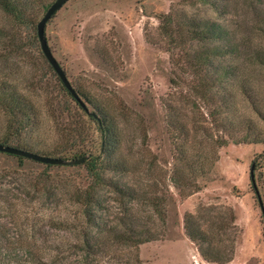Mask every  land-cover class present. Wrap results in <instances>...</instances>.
<instances>
[{
  "label": "rangeland",
  "instance_id": "374dc122",
  "mask_svg": "<svg viewBox=\"0 0 264 264\" xmlns=\"http://www.w3.org/2000/svg\"><path fill=\"white\" fill-rule=\"evenodd\" d=\"M54 1L29 0L22 18L0 7V142L87 159L0 151V264H217L189 238L187 214L225 264H264V144L243 137H264V0H69L58 10L49 45L89 111L110 119L109 150L42 52L37 25ZM206 21L227 41L193 39ZM213 45L225 52L218 69L198 66L195 54ZM224 66L234 75L222 87L211 77ZM92 187L109 209L102 227L124 230L134 215L138 229L160 230L165 208V236L138 247L108 237L103 254L85 257L77 194Z\"/></svg>",
  "mask_w": 264,
  "mask_h": 264
},
{
  "label": "trees",
  "instance_id": "16d2710c",
  "mask_svg": "<svg viewBox=\"0 0 264 264\" xmlns=\"http://www.w3.org/2000/svg\"><path fill=\"white\" fill-rule=\"evenodd\" d=\"M28 2L29 0H0V7L4 9L5 11L16 15L19 18H22L24 15V12L28 9ZM165 17L170 18V15H167ZM195 22H193L192 25H194ZM199 26H195L193 29V39L199 41V42H207V41H215L216 39H224L227 41L226 38V32L223 31L222 28H217L214 23L209 24L208 21L202 24H196ZM166 31H168V28H166ZM225 52L222 51L221 47L218 45L209 46L205 49L199 50L195 56L197 57V60L199 61L198 66H202L205 68L208 67H215L214 64V57H217L219 55H223ZM260 63L264 65V57L259 55ZM218 69V68H216ZM219 72H216L212 79L214 78L216 81H218L219 86H224L225 83L231 79V77L234 75V72H231L233 70L229 66H224L219 69ZM7 92L0 89V98L2 99H9ZM233 97L232 94L227 93L224 95L223 101L225 104L230 105L233 103ZM255 95L251 91V101L254 103ZM13 102V101H12ZM23 103H20L18 105H22ZM80 104V103H79ZM81 105V104H80ZM86 105V104H85ZM82 106V105H81ZM86 106H82V108L89 114L90 118L95 119L98 126L100 127V130L104 136L103 146L107 147V150H109V147H111L112 143V135L114 134V127L110 123V119L105 116V119L102 120L100 118V115H98L96 112H90L89 108H85ZM260 117L264 121V115L260 110H257ZM250 134V135H244L245 141H251V143L256 144H264V137ZM262 135V134H261ZM226 141V140H225ZM222 142L221 145H225L226 142ZM6 142V141H4ZM2 143V142H0ZM5 144V143H2ZM9 145V144H5ZM109 145V146H108ZM112 148V147H111ZM24 149V148H23ZM28 150V149H25ZM31 151V150H29ZM34 152V151H32ZM38 153V152H36ZM264 156V151L259 154ZM255 164V171L257 168L256 159L253 162ZM261 167L263 168L264 165ZM121 189V188H120ZM123 191V190H120ZM77 202L81 206V215L79 221V229L82 232L83 238L81 240V244L78 246L79 251H81L85 257L89 256H97L104 253V250L106 247L110 244V239L108 237H112L114 241H117L119 243H123L124 245H130L134 247H138L139 245L143 244L147 241H152L159 239L161 236H165V230L162 228L166 225V211L165 208L162 210H159V216L158 220L160 221L162 228L160 230L153 231L149 228H142L138 229V220L139 218L136 216H131L127 218V220L121 219L120 222L126 225L125 229L122 230L119 227L118 228H106L105 226H101V224L97 223V217L98 213L102 212L106 213L109 211L108 208L102 207V203L97 199V193L93 191V187L91 189L87 188L81 191V193L77 194ZM149 203L153 206H158L156 200H148ZM193 217L192 214H187L185 217V230L188 234L189 238L197 243L199 245V251L203 258L211 263H217V264H225L231 261V257H224L219 251H217L216 254H212L213 252H209L210 250L214 251L217 249L216 242L212 238L208 237L205 233H203L200 229H197V231L192 230V228L189 226L190 219ZM62 225H68V221L62 222ZM207 244L208 247H204L203 245ZM109 247V246H108ZM59 250V249H58ZM61 250V249H60ZM138 257V256H137ZM49 259V258H48ZM139 259V258H138ZM137 259V261H139Z\"/></svg>",
  "mask_w": 264,
  "mask_h": 264
},
{
  "label": "water",
  "instance_id": "95a60500",
  "mask_svg": "<svg viewBox=\"0 0 264 264\" xmlns=\"http://www.w3.org/2000/svg\"><path fill=\"white\" fill-rule=\"evenodd\" d=\"M69 0H55L51 6L47 9L44 16L40 19L37 25V34L40 41L41 49L43 54L45 55L48 62L51 64L53 69L57 72L59 77L61 78L62 82L66 86V88L70 91L72 96L82 105L86 106L84 101L81 99L80 95L77 93L73 85L71 84L70 80L67 77V74L57 58L55 57L53 51L51 50V47L48 42L47 34H46V26L48 21L57 13L58 10H60ZM87 109V107H85ZM0 151L7 152L10 154L18 155V156H24L28 157L46 164H59V165H79L85 162L87 159L86 156H83L81 158L75 159V160H69L63 157H55L50 155H44L36 152H32L29 150H25L20 147H16L13 145H5L0 143ZM251 179L252 182L256 188L255 183V164L252 163L251 170ZM259 200L261 203V208L264 212V206L262 205L261 198L259 196Z\"/></svg>",
  "mask_w": 264,
  "mask_h": 264
}]
</instances>
